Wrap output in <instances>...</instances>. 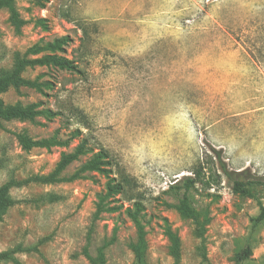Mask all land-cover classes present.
<instances>
[{"label":"rangeland","instance_id":"374dc122","mask_svg":"<svg viewBox=\"0 0 264 264\" xmlns=\"http://www.w3.org/2000/svg\"><path fill=\"white\" fill-rule=\"evenodd\" d=\"M12 3L21 23L0 7V72L21 57L69 66L26 65L20 75L30 84L0 94L5 106L36 113L0 120V186L12 181L14 200L0 221V251L16 249L0 264H92L99 252L105 264H137L133 215L144 264L173 263L168 228L178 264H264V222L250 221L264 207V0ZM84 140L58 177L91 159L110 164L69 181L36 179ZM216 155L228 170L262 179L254 197L232 191ZM117 167L132 190L108 192ZM196 170L193 220L176 209L184 188L170 185ZM247 243L251 253L238 262Z\"/></svg>","mask_w":264,"mask_h":264},{"label":"trees","instance_id":"16d2710c","mask_svg":"<svg viewBox=\"0 0 264 264\" xmlns=\"http://www.w3.org/2000/svg\"><path fill=\"white\" fill-rule=\"evenodd\" d=\"M0 7H6L10 11V17L12 22L15 25H19L21 21L17 18L15 8L13 6L12 0H0ZM40 47L32 46L30 49H28L31 53H38L40 51ZM50 58V59H48ZM54 62L56 65L60 66H69L68 61L57 59L56 57H42L38 59H25V58H18L15 62L12 69L4 70L0 72V94L4 91H6L10 86L18 87L20 85H27L30 84V82L26 79H24L20 73L24 69L26 65L31 64H42L43 62ZM76 111L78 112L79 120L80 122H86L85 117L82 112L79 111V109L76 108ZM35 111L32 110L31 107L21 108L19 106H5L0 98V120H8L12 118H32L35 115ZM18 140L24 144L28 145V140L23 137L22 135L17 136ZM85 140L82 141L78 147L77 150L72 154L62 155L58 164L56 165V168L54 171L45 178H39L36 177L37 180H42L44 182H57L61 180H72L76 177H78L79 172H83L86 170H91L98 168V165L100 164H110L109 161H105L107 163H101V161L93 160L91 159L86 164L82 165V167L71 177L69 178H60L58 177V173L69 163L71 162L76 155L80 152L81 149L84 148ZM107 153H104V151L99 152L97 155V158L105 157ZM219 163V169L221 173L226 177V179L232 184V191L236 192L243 196L248 197H254L253 193V187L256 185H262L263 181L260 177H249L244 174H246V171H231L228 170L224 164L223 161L219 159V156L216 155ZM112 165V164H111ZM116 174L118 178L114 180L115 182L112 185H108V192L110 193H124L127 190H132L135 186V183L132 181V179L129 177L128 174L121 171L119 167L116 169ZM194 177L191 176H184L181 179L175 181L172 185H170L171 189L179 190L180 188H184L183 191L178 195L177 200L178 203L176 204V209L180 216L185 218H191L193 220H197L199 214L195 211V209L190 204V195L188 194V189L190 186H193L196 182H198L199 179V173L198 171L193 172ZM12 181H8L0 186V221L3 217L6 210L14 203V200L9 194V188L12 185ZM100 205L97 206L96 209V216L101 212ZM132 219L137 227V240L135 243H132L130 245L134 257L135 262L137 264H144V251H145V239H144V232L139 224V221L137 220L136 216L133 215ZM251 226L252 228L262 224L264 222V207L260 206L259 213L251 217ZM166 234L171 242V254L173 257V263L172 264H178V238L177 236L168 228L166 229ZM16 249H7L4 251H0V262L12 260L13 254L15 253ZM251 253V245L246 244L245 246H241L236 251V259L238 262H241L245 260ZM92 264H105L103 255L101 252H99L98 256L96 258L89 257ZM18 264V263H16Z\"/></svg>","mask_w":264,"mask_h":264}]
</instances>
